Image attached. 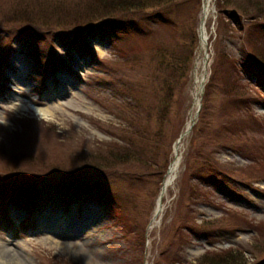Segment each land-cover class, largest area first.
<instances>
[{"label":"rangeland","instance_id":"obj_1","mask_svg":"<svg viewBox=\"0 0 264 264\" xmlns=\"http://www.w3.org/2000/svg\"><path fill=\"white\" fill-rule=\"evenodd\" d=\"M93 1L0 0V251L22 264H213L231 249L264 264V2L225 0L249 13L234 25L211 0L203 50L204 0L168 1L160 16ZM110 15L123 23L113 34L84 26ZM204 52V107L178 142ZM164 59L182 81L162 121ZM70 178L101 197L35 202L38 181L75 191Z\"/></svg>","mask_w":264,"mask_h":264},{"label":"trees","instance_id":"obj_2","mask_svg":"<svg viewBox=\"0 0 264 264\" xmlns=\"http://www.w3.org/2000/svg\"><path fill=\"white\" fill-rule=\"evenodd\" d=\"M96 1H102L103 3H105V4H101L102 5L101 7L104 9L108 8L109 10H107V12L111 15L114 12H120V13L126 14V13L137 12V11H148V8H152L151 10H153L154 14H157L158 16H160V14H159L160 11H156L155 6H157L158 9H160V7L167 5V2L172 1V0H96ZM96 1H93V2H96ZM148 1L154 2L155 5L154 6H150V5L148 6V4H147ZM229 1H231V0H229ZM248 1L249 2L254 1V4H256L258 9H260L263 6L262 2H264V0H248ZM224 3H225V0H218L217 6H216L217 11L223 15H226V17L234 25L239 23L241 21V19L245 18V16H248V14H249V13L246 14V13L241 12L242 6H239V8L238 7L225 8ZM227 3H229V2H227ZM158 4H159V6H158ZM111 15L109 17H107L105 21L100 22V24L99 23H98V25L95 24L97 26L101 25V27L92 29L91 27H94L95 25H84V26L86 28L90 29L89 32L92 33V35H94L96 33H98V34L102 33L103 34L104 33L103 28L104 27L108 28V30L111 31V33L113 34L114 31H118L119 29H121L119 25H123V23H119V25L116 24L115 18L117 16L111 17ZM195 44H197V38L196 37H195ZM263 60H264V58L262 57V59H261V56H260V58L258 59V63L260 64V66H262L264 68V61ZM161 62H162V64H160V70L165 72V76L162 79V81L160 82V85L162 87V90L167 88L170 91L167 97L164 96V98H162L161 113H159V117L162 120L167 115L166 112L168 111L169 107L172 108L173 102H174L172 100L174 90L176 89V86L178 85V83H180L182 80L177 77L178 82H176V80H175L176 84L171 83V78L168 74V72H171L173 74V71H174L177 75L178 63H179L178 59L177 60L174 59V63H172L171 60H167V59H164ZM192 65H193V59L191 58V59H189L188 64H187V69H186V74H185L186 79H189V77H190ZM130 101H131V99H130ZM130 101L129 100L127 101L128 104H131ZM203 107H204V105H203ZM203 107L201 108V112H202ZM10 177H14V176L12 175ZM30 180H32V179H30ZM36 181H38V180H36ZM65 181L67 183H71V184H69V186L75 185L76 190L75 191L72 190V187H71L67 191H60V190L54 191V190H50L49 187H51V186L47 185V184L52 185L53 183L38 181L41 184V186L39 188V191L38 190L35 191V192H37L35 202L41 201V200H46L48 197L52 198V196H53V198L54 197L61 198L65 202H70L73 199L74 200L78 199V201H84L85 198H93L94 196L99 197V198L101 197L99 192L94 191V190H93L94 192H90L89 190L91 188L88 189V186H85L83 183H79V180H77V179L70 178V179H66ZM55 183H59V182L57 181ZM52 186H55V184H53ZM103 199H104V197H103ZM207 254L208 253L204 254L203 257H207L208 256ZM209 254L211 255V257H213L211 259V262L213 264H244V263L240 262V260L242 258L241 259L238 258L239 260L238 259H236V260L230 259V257L233 255V251L231 249H228V250H225L222 252L209 253Z\"/></svg>","mask_w":264,"mask_h":264},{"label":"bare ground","instance_id":"obj_3","mask_svg":"<svg viewBox=\"0 0 264 264\" xmlns=\"http://www.w3.org/2000/svg\"><path fill=\"white\" fill-rule=\"evenodd\" d=\"M210 11H211V0H204L203 8H202V14H201V20H203V23H202L200 30H199L200 42H201V46H202L203 50L206 49V43H207V39H208V34L206 32V20H207V17L209 15ZM206 58H207V55H206V52H204V65L202 67V72L199 76L197 75V81L200 84V88L203 85V83L205 82V78H206V74H207V60H206ZM200 60H201V58H200ZM199 103H200V89H199V92L195 95L196 107L198 106ZM194 116H195V111H192V115H191V117L187 123L186 129L192 124V119L194 118ZM180 162H181V155H180L179 147L175 146L174 157H173V160H172L170 167L168 169L167 176L164 180V184H163V187L161 190V194L164 193V191L172 183L174 176H175V174L178 170V167L180 165ZM158 201H159V203L157 205V210H155V212H154L156 214L153 215L152 219L156 218L157 213L160 210V207L162 205L161 200L158 199ZM8 252H10V251H8ZM0 264H22V262L18 261L17 259H13V258L9 259V258H7V256H5L0 251Z\"/></svg>","mask_w":264,"mask_h":264},{"label":"water","instance_id":"obj_4","mask_svg":"<svg viewBox=\"0 0 264 264\" xmlns=\"http://www.w3.org/2000/svg\"><path fill=\"white\" fill-rule=\"evenodd\" d=\"M202 23H203V20H201V22H200V27H201ZM200 108H201V104L199 105L198 110L195 112V116H194V118L192 119V124H191V125L185 130V132H183V133L179 136V138H178V140H177L178 142H180V141L182 140V138H183L188 132H190V130H191V128H192V125L196 122V117H197V115H198V112H199Z\"/></svg>","mask_w":264,"mask_h":264}]
</instances>
